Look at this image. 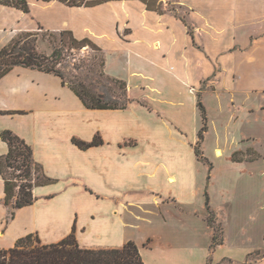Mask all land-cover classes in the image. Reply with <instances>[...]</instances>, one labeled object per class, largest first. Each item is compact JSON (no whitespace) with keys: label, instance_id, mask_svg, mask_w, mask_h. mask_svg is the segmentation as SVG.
<instances>
[{"label":"crops","instance_id":"1","mask_svg":"<svg viewBox=\"0 0 264 264\" xmlns=\"http://www.w3.org/2000/svg\"><path fill=\"white\" fill-rule=\"evenodd\" d=\"M27 1L29 13L0 4V51L22 34L71 32L105 54L106 74L127 84L132 102L88 109L61 77L23 67L0 80V135L12 131L31 146L52 180L36 185L34 203L9 219L16 198L6 205L0 172V249L29 234L58 243L75 230L83 248L132 241L145 264H243L257 247L211 250L214 231L195 243L199 214L177 189L190 187L198 96L208 114V95L264 93V0H178L187 17L142 0ZM97 137L101 144L86 149L75 142ZM9 151L0 136V157Z\"/></svg>","mask_w":264,"mask_h":264},{"label":"rangeland","instance_id":"2","mask_svg":"<svg viewBox=\"0 0 264 264\" xmlns=\"http://www.w3.org/2000/svg\"><path fill=\"white\" fill-rule=\"evenodd\" d=\"M166 2L156 5L162 11L187 17V9L178 0ZM34 34L40 53L51 55L54 48H63L58 68L68 83H81L91 94L104 95L105 103H127V84L106 74V56L93 43L71 46L70 35L46 31ZM242 94L231 98L218 93L205 98L207 120L199 108L198 141L191 146L193 155L187 156L185 172L190 187L178 188L177 192L193 199L191 209L199 214L200 220L193 225L195 243H205L214 231L208 222L209 208L224 230V250L257 247L254 259H259L264 256V93ZM218 151H222L221 156ZM42 172L41 169L37 174ZM17 183L24 184L25 179L19 178ZM204 218L206 224L202 222ZM219 264L237 263L224 260Z\"/></svg>","mask_w":264,"mask_h":264},{"label":"trees","instance_id":"3","mask_svg":"<svg viewBox=\"0 0 264 264\" xmlns=\"http://www.w3.org/2000/svg\"><path fill=\"white\" fill-rule=\"evenodd\" d=\"M43 2L59 1L71 7L93 6L111 0H41ZM149 9L162 11L156 3L158 0H142ZM0 4L22 9L26 13L30 12L27 0H0ZM25 35V36H24ZM36 34L26 33L16 37L9 45L0 51V80L16 67L37 70L49 74H55L63 79V84L69 88L82 100L88 109L95 110H124L132 102L127 98V103L118 105L115 102L108 104L103 102L104 95L91 94L83 84L68 83L64 74L58 68L62 64L63 48H54L51 55L40 53L36 46ZM61 35H70V45H81L92 43L88 39L77 40L71 32L63 31ZM25 37V38H24ZM116 82L126 85L118 79ZM81 90L79 89L80 87ZM198 106L203 117L207 120V112L198 96ZM1 138L9 144L8 155L0 157V172L5 181L6 205L9 206L16 198V203L11 210L9 219L15 216V210L32 205L35 201L33 189L36 185L48 184L52 180L48 178L41 165L33 158L32 147L26 144L19 136L12 131L5 130L1 133ZM202 138V137H201ZM81 148H89L101 144L99 137L90 143L75 140ZM199 153V151L197 150ZM42 169V175L39 172ZM13 170V171H11ZM22 172L17 175V172ZM37 174V175H36ZM19 178H24L25 183L18 185ZM18 190V192H17ZM210 216L208 222L214 230L211 250L224 245V230L221 224L216 222L215 214L208 208ZM257 252L248 255L243 264H252ZM228 260V259H227ZM212 261L210 260L209 263ZM208 263V264H209ZM0 264H145L139 246L130 241L121 248L91 249L80 246L75 230L67 238L58 243L44 244L38 235L29 234L19 239L15 246L9 249H0Z\"/></svg>","mask_w":264,"mask_h":264},{"label":"bare ground","instance_id":"4","mask_svg":"<svg viewBox=\"0 0 264 264\" xmlns=\"http://www.w3.org/2000/svg\"><path fill=\"white\" fill-rule=\"evenodd\" d=\"M217 153H218V155H219V156H221V155H222V151H218Z\"/></svg>","mask_w":264,"mask_h":264}]
</instances>
